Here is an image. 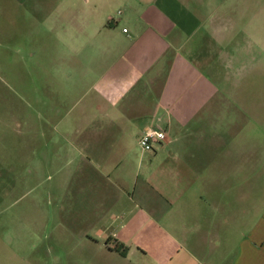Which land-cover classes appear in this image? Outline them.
I'll return each mask as SVG.
<instances>
[{
	"label": "crops",
	"instance_id": "crops-1",
	"mask_svg": "<svg viewBox=\"0 0 264 264\" xmlns=\"http://www.w3.org/2000/svg\"><path fill=\"white\" fill-rule=\"evenodd\" d=\"M121 1L114 14L67 10L80 29L66 31L72 51L51 85L57 97L78 88L85 97L72 118L58 119L81 156V185L72 183L60 229L40 204L15 213L16 157L2 155L0 264H59L53 247L65 234L86 236L81 264H264V118L233 98L239 86L226 69L246 49L223 28L244 25L218 14L237 8ZM145 126L166 139L131 157ZM11 219L29 223L15 229ZM27 225L32 245L19 242ZM9 229L13 242L2 238Z\"/></svg>",
	"mask_w": 264,
	"mask_h": 264
},
{
	"label": "rangeland",
	"instance_id": "rangeland-1",
	"mask_svg": "<svg viewBox=\"0 0 264 264\" xmlns=\"http://www.w3.org/2000/svg\"><path fill=\"white\" fill-rule=\"evenodd\" d=\"M211 3L237 8L232 12L218 10L223 21L236 20L244 25L232 29L226 24L223 28L234 32L237 38L232 47L246 49L237 64L228 63L226 75L239 86L233 98L264 118V0ZM87 4L99 8L102 5L105 14L123 8L121 0H0V163L2 155L6 157L8 152L16 157L14 168L18 170L17 185L9 197L10 211L21 213L24 206L40 204L43 214L52 209L59 229L66 226V197L72 183L75 181V188L81 185L82 166L81 156L73 149L75 140L64 134L69 127L64 128L65 123L58 119L72 118L85 97L78 92L81 88L72 93L61 92L57 97L51 83L56 69H66L65 55L72 51L66 43V31L72 27L80 29L70 21L67 10L71 5L83 9ZM93 14L90 15L94 19ZM129 151L134 158L141 153L133 141ZM24 220L11 219V227L24 228L29 223ZM48 221L43 218V225ZM27 230L26 236H18L19 242L32 245L35 236L28 225ZM9 232L13 230L2 232V238L13 242L10 235H4ZM56 237L53 254L58 255L59 264H81L86 236Z\"/></svg>",
	"mask_w": 264,
	"mask_h": 264
},
{
	"label": "built area",
	"instance_id": "built-area-1",
	"mask_svg": "<svg viewBox=\"0 0 264 264\" xmlns=\"http://www.w3.org/2000/svg\"><path fill=\"white\" fill-rule=\"evenodd\" d=\"M123 31H126L124 28ZM166 139V130L157 126H145L137 136V144L143 151H153L155 146ZM116 230L111 229L109 233L113 236Z\"/></svg>",
	"mask_w": 264,
	"mask_h": 264
},
{
	"label": "trees",
	"instance_id": "trees-1",
	"mask_svg": "<svg viewBox=\"0 0 264 264\" xmlns=\"http://www.w3.org/2000/svg\"><path fill=\"white\" fill-rule=\"evenodd\" d=\"M119 245L117 244V247H118Z\"/></svg>",
	"mask_w": 264,
	"mask_h": 264
}]
</instances>
